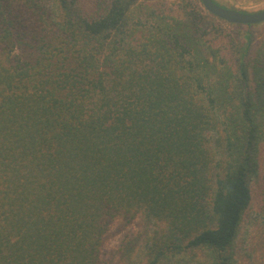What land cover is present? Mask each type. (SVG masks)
Wrapping results in <instances>:
<instances>
[{
	"label": "trees",
	"instance_id": "1",
	"mask_svg": "<svg viewBox=\"0 0 264 264\" xmlns=\"http://www.w3.org/2000/svg\"><path fill=\"white\" fill-rule=\"evenodd\" d=\"M199 4L0 0V264H102L109 227L138 216L126 264L232 263L264 53L247 32L230 64Z\"/></svg>",
	"mask_w": 264,
	"mask_h": 264
},
{
	"label": "rangeland",
	"instance_id": "2",
	"mask_svg": "<svg viewBox=\"0 0 264 264\" xmlns=\"http://www.w3.org/2000/svg\"><path fill=\"white\" fill-rule=\"evenodd\" d=\"M139 4L154 5L167 15L182 16V6L191 3L200 7V0H137ZM229 9L254 13L264 10V0H215ZM207 11V10H206ZM199 21V20H198ZM200 22L201 34L222 49V55L230 64L235 62V51L246 42L245 34L251 33L252 52L264 53V23L246 26H233L208 14ZM255 55V54H254ZM257 56V55H256ZM253 199L244 214L236 240L231 249V264H264V144L260 160V175L251 183ZM165 228L167 224H163ZM144 231L142 216L132 223L116 220L105 236L102 264H126V258L119 256L118 249L131 237ZM165 231V230H163ZM148 263L150 259L146 260Z\"/></svg>",
	"mask_w": 264,
	"mask_h": 264
},
{
	"label": "water",
	"instance_id": "3",
	"mask_svg": "<svg viewBox=\"0 0 264 264\" xmlns=\"http://www.w3.org/2000/svg\"><path fill=\"white\" fill-rule=\"evenodd\" d=\"M202 3L209 13L231 24L254 25L264 22V10L254 13H244L222 7L215 3L214 0H202Z\"/></svg>",
	"mask_w": 264,
	"mask_h": 264
}]
</instances>
